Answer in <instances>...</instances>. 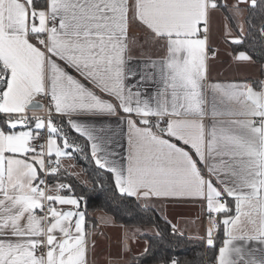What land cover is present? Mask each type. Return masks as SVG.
I'll use <instances>...</instances> for the list:
<instances>
[{
    "label": "snow or ice",
    "instance_id": "1",
    "mask_svg": "<svg viewBox=\"0 0 264 264\" xmlns=\"http://www.w3.org/2000/svg\"><path fill=\"white\" fill-rule=\"evenodd\" d=\"M215 12L230 43L244 42L245 25L264 40V0H0V264H139L140 226L121 225L117 250L98 256V229L115 220L89 226L87 194L64 182L73 173L63 161L83 153L66 129L90 144L118 197L145 210L199 201L207 227L197 238L216 249L215 264H264V79L209 81Z\"/></svg>",
    "mask_w": 264,
    "mask_h": 264
},
{
    "label": "trees",
    "instance_id": "2",
    "mask_svg": "<svg viewBox=\"0 0 264 264\" xmlns=\"http://www.w3.org/2000/svg\"><path fill=\"white\" fill-rule=\"evenodd\" d=\"M253 23L258 25V18L253 19ZM232 51H240L252 56V60L261 65L264 74V40L261 39L258 27L249 29L246 25L244 42L240 45H231ZM62 118H54L60 121ZM70 132V138L75 139L83 153H73L76 166H79L87 176L90 186H85L77 181L73 176H67L64 180L70 183L77 195L87 194L89 224L96 223V219L91 215L103 213L113 217L115 223L129 228L140 226H157L160 235H147L145 240L148 243L150 251L138 256L139 264H165L170 257L178 258L180 264H215L217 257L216 249H210L205 246L204 241H195L183 237L176 238L171 234L170 225L154 209L145 210L131 198H120L115 193L114 185L111 180V174L97 168L90 157V147L87 141L78 137L77 134ZM69 151H72L69 149ZM94 183H102L104 190H91ZM222 239L221 233L217 234V248Z\"/></svg>",
    "mask_w": 264,
    "mask_h": 264
},
{
    "label": "crops",
    "instance_id": "3",
    "mask_svg": "<svg viewBox=\"0 0 264 264\" xmlns=\"http://www.w3.org/2000/svg\"><path fill=\"white\" fill-rule=\"evenodd\" d=\"M232 2L233 0H228L229 4H231ZM228 23L232 28L233 36H238L239 32L235 27V22L229 21ZM210 32L211 44L218 49L215 59L210 61V82L245 80L256 81L264 79L261 65L257 64L253 60L251 62H237L234 60V57L238 55L239 52L235 53L232 51V43H230V40L226 39L225 37V20L223 12H215L212 14L210 21ZM130 35L135 36L141 42L146 39L145 34L141 30H138L136 28H133L131 30ZM145 52L147 54H150L154 58L164 55L163 50L159 49L156 46L149 47L147 44H145ZM72 74L76 75L75 73ZM38 100L41 102L42 98L38 97ZM54 118L60 117L56 116ZM3 119L4 117L0 116V124H2ZM120 151L125 152L126 147L121 148ZM150 204L152 205L151 208L157 211V213L164 219V221H170L171 224H176L178 225V227L185 229L186 237L190 236L192 237L191 240L203 241L201 239H198L197 237H203L206 234L207 213L201 208L199 201L152 200L150 201ZM91 217L96 219V223H99L101 217L110 216L99 212L92 214ZM91 224L93 223H90L89 226H91ZM98 230L104 233V236H100L97 238L98 256L107 254L109 251L115 252L119 246L121 225L117 223L101 225ZM220 233L223 237L222 230ZM151 234L153 235L154 233ZM144 237H141L137 242L132 244V251L136 257L141 256V254L144 252V248L148 247V243Z\"/></svg>",
    "mask_w": 264,
    "mask_h": 264
},
{
    "label": "rangeland",
    "instance_id": "4",
    "mask_svg": "<svg viewBox=\"0 0 264 264\" xmlns=\"http://www.w3.org/2000/svg\"><path fill=\"white\" fill-rule=\"evenodd\" d=\"M63 164L65 165L64 167L68 170V172L73 173V176L77 179L79 183L85 186H90V182L87 176L83 173L82 169L79 166L75 165L74 161H72L71 159H65L63 161ZM151 228L152 227H145L143 229L147 231V234H151L153 233V231L150 230Z\"/></svg>",
    "mask_w": 264,
    "mask_h": 264
},
{
    "label": "built area",
    "instance_id": "5",
    "mask_svg": "<svg viewBox=\"0 0 264 264\" xmlns=\"http://www.w3.org/2000/svg\"><path fill=\"white\" fill-rule=\"evenodd\" d=\"M41 103H43L45 105V107H47L48 101L46 99L42 98ZM28 115L29 116L38 115V116H41V117H43L45 119H47V117H48V113L45 112V111H37V112H34V113L31 112ZM54 117H56L55 114H53V118ZM46 138H47L46 137V132H44V133L41 134V138L36 140V141H34V143H36V144L44 143L46 141Z\"/></svg>",
    "mask_w": 264,
    "mask_h": 264
}]
</instances>
